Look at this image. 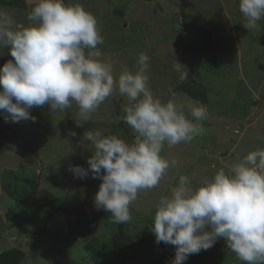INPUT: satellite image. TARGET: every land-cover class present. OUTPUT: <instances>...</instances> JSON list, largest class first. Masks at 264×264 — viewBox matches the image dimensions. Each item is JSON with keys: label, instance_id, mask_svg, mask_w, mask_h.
Returning a JSON list of instances; mask_svg holds the SVG:
<instances>
[{"label": "rangeland", "instance_id": "rangeland-1", "mask_svg": "<svg viewBox=\"0 0 264 264\" xmlns=\"http://www.w3.org/2000/svg\"><path fill=\"white\" fill-rule=\"evenodd\" d=\"M0 2V8L18 24L31 23L26 17L35 0ZM17 2L25 6H14ZM65 3H81L96 17L104 39L98 47L103 58L113 62L114 78L125 70L135 72L138 55L145 53L150 57L148 86L154 97L182 106L190 120L189 105L202 103L208 115L197 123L202 124L204 133L190 143L164 146L161 155L170 162L176 160L177 165L169 168L156 188L138 195L130 205L131 221L117 225L108 212L105 216L78 215L102 210L94 205L102 180L93 178L91 172L83 179L76 178L69 166L88 169L94 148L83 136L90 129L128 143L136 141V135L120 119L125 113V97L114 92L93 114L92 122L81 127L76 123L75 102L71 108L55 112L48 105L34 107L29 111L35 122L6 123L0 114V253L22 251L19 264H171L175 246L157 244L150 231L159 198L169 194L181 175L189 176L198 186L216 170L227 171L236 156L264 148V19L256 29H245L239 0ZM189 32L199 37L201 47ZM11 59L9 48H0V67ZM172 59L182 65L179 71ZM182 73L186 78H181ZM183 85L186 89L176 91ZM33 182L35 194L18 202L10 198L13 190L28 192ZM68 208L74 214L62 212ZM85 244L100 250L97 258L84 250ZM191 256L202 258V264H244L223 238L207 251Z\"/></svg>", "mask_w": 264, "mask_h": 264}, {"label": "clouds", "instance_id": "clouds-1", "mask_svg": "<svg viewBox=\"0 0 264 264\" xmlns=\"http://www.w3.org/2000/svg\"><path fill=\"white\" fill-rule=\"evenodd\" d=\"M239 10L246 20L242 26L254 30L264 19V0H239ZM26 18L31 23L18 24L0 8V48L8 47L13 58L0 67V114L6 123L35 122L30 109L48 105L53 112L63 111L75 102L81 127L92 122L114 92L125 97L120 119L136 141L90 129L83 136L94 148L89 167L70 165L69 171L76 178L91 172L101 179L96 209L110 213L117 225L127 224L138 195L156 188L177 165L161 155L164 146L190 143L203 135L197 121L207 118V109L192 102L190 120L182 106L154 97L148 86L150 57L145 53L138 55L135 72L125 70L114 78L113 62L105 60L98 47L104 43L98 21L81 3L35 0ZM173 63L179 71L182 65ZM186 76L182 73L181 78ZM235 160L227 171L216 170L198 186L181 175L169 194L159 198L150 231L157 244L175 246L171 264H185L220 238L244 264H264V148Z\"/></svg>", "mask_w": 264, "mask_h": 264}, {"label": "trees", "instance_id": "trees-1", "mask_svg": "<svg viewBox=\"0 0 264 264\" xmlns=\"http://www.w3.org/2000/svg\"><path fill=\"white\" fill-rule=\"evenodd\" d=\"M14 6H16V7H18V6L24 7L25 5H24V3L22 5H18V2H17ZM189 34L191 36H193L194 39L199 43L200 40H199V37L197 35H193L191 32H189ZM208 36H209V34H208ZM207 40L211 44L210 39H207ZM199 45L201 47L200 43H199ZM195 73H192V75H194ZM183 89H186V85H183V86L179 87L178 89H176V91L183 90ZM35 190H36V187H34V182H33V185H32V187L30 188V190L28 192L24 191L23 193H19L18 191L13 190V192H12L13 194L10 195V198H12L13 200H16V202H18V201L22 200L23 198H25L26 196H32L33 194H35V192H36ZM62 212L67 213V214H74L73 209H69V208H68V210L67 209H62ZM76 213H80V211H78ZM92 213L94 215H96V216H99V215H104L105 216L106 215L105 211H103V209L100 212H98V213H95L93 211H82V214H78V215L86 216V215H89V214H92ZM6 218L9 221H11V222L13 221L11 219L12 217H10L9 215H6ZM14 222L15 221H13V223ZM71 240H73V239H71ZM84 250L87 253H90L91 254V258H93V259L97 258L99 253H100L99 249L96 250V248L95 247L93 248L92 245H90V244H85L84 245ZM23 256H24V253L22 251L17 250V249H10V250L1 252L0 253V264H19V262L23 259ZM185 264H202V258L201 259L200 258L199 259H195V257L190 256L188 258V260L185 262Z\"/></svg>", "mask_w": 264, "mask_h": 264}, {"label": "water", "instance_id": "water-1", "mask_svg": "<svg viewBox=\"0 0 264 264\" xmlns=\"http://www.w3.org/2000/svg\"><path fill=\"white\" fill-rule=\"evenodd\" d=\"M183 8H184V6L182 5V6H180V15H181V18H182V20H181V24H182V26L184 25V19H183ZM197 48V47H196ZM198 65V56H196V66ZM191 76V75H190ZM124 104H127V102H124ZM117 113H119L118 112V106H117ZM121 118V117H120ZM130 137L132 138V134L130 133ZM37 160L39 161V159L37 158ZM39 167H40V171H41V165L39 164ZM25 199V198H24ZM22 202V201H21ZM20 204H18V205H16L17 207L19 206ZM15 206V207H16ZM68 210V209H67ZM14 211V209L11 211V212H13ZM50 214H51V211H49L48 212V215H47V218H46V220H45V223H44V226H43V228L45 229V226H46V224H47V222H48V220H49V217H50ZM19 227V226H18ZM43 228H42V230L41 231H43ZM33 232V231H32Z\"/></svg>", "mask_w": 264, "mask_h": 264}]
</instances>
